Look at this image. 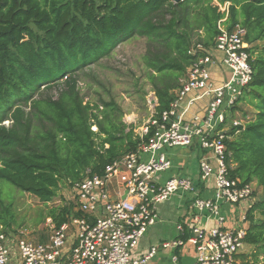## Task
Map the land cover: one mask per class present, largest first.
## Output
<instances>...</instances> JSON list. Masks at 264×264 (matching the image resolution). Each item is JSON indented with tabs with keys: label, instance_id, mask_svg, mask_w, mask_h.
I'll return each mask as SVG.
<instances>
[{
	"label": "trees",
	"instance_id": "trees-1",
	"mask_svg": "<svg viewBox=\"0 0 264 264\" xmlns=\"http://www.w3.org/2000/svg\"><path fill=\"white\" fill-rule=\"evenodd\" d=\"M215 3L230 4L228 29L247 31L251 81L236 105L244 103L253 114L247 119L238 108L245 122L228 132L226 163L231 179L255 183L262 194L245 212L244 243L253 253L251 260L242 255L241 264H264V0H0V182L47 205L60 190H71L87 174L102 175L136 151L151 130L140 139L114 101L84 104L74 74L118 44L143 39V77L157 119L199 56L194 49L211 47L218 35L223 14ZM64 77L57 98L40 93ZM3 200L0 189L4 233L15 215ZM73 208L65 203L46 215L58 227L80 215Z\"/></svg>",
	"mask_w": 264,
	"mask_h": 264
},
{
	"label": "built area",
	"instance_id": "built-area-1",
	"mask_svg": "<svg viewBox=\"0 0 264 264\" xmlns=\"http://www.w3.org/2000/svg\"><path fill=\"white\" fill-rule=\"evenodd\" d=\"M215 6L223 14L217 23L218 35L211 47L194 49L193 54H200L180 81L168 110L157 119L150 118L137 134L142 139L151 130L147 140L136 151L114 160L102 175L87 174L74 184L69 200L73 212L80 215H69L58 227L48 219L46 242H36L22 230L0 232V264H146L155 248L139 259L132 258V251L154 223L155 205L174 195L190 197L193 212L187 224L177 226L179 238L161 247L190 245L195 252L194 264H240L238 256L245 246L247 228L245 214L237 224L227 227L221 211L225 205L234 209L253 197L251 184L230 178L225 145L230 129L243 124L232 120L231 115L251 81L246 51L249 45L245 28H227L230 4ZM214 53H220L221 58L216 60ZM215 65L220 66L223 75L224 67L230 74L220 85L212 81L211 68ZM193 92L196 96L179 111L180 102ZM202 99H208L202 116L186 121L185 115L194 102ZM91 130L95 132L96 128ZM166 148L197 149L211 156L209 160L202 155L198 169L201 183L213 179V199L200 198L195 185L181 176L158 183L160 175L172 167L164 153ZM113 179L118 182L115 198L109 193ZM203 219H214L216 225L207 228Z\"/></svg>",
	"mask_w": 264,
	"mask_h": 264
},
{
	"label": "rangeland",
	"instance_id": "rangeland-1",
	"mask_svg": "<svg viewBox=\"0 0 264 264\" xmlns=\"http://www.w3.org/2000/svg\"><path fill=\"white\" fill-rule=\"evenodd\" d=\"M143 53L144 40L135 38L118 44L108 56L79 69L74 77L83 103L97 106L100 105V102L114 101L122 109V121L124 123L133 129H141L146 126L154 113L151 100L155 98L143 77ZM218 69L221 70V68ZM224 70V77L228 79L230 74L225 67ZM65 80L64 77L58 84L50 86V89L42 90L41 88L40 93L44 97L57 98L59 92L64 89ZM195 104L197 106L203 102L200 101ZM240 107L241 110L247 109L251 113V108L244 103ZM194 110L191 108L186 121L193 119ZM199 114L201 115V111ZM2 125L8 126L9 123L4 122ZM0 185L4 198L3 203L5 205L10 204L15 215V225L8 229L7 233L22 230L27 232L34 241H40L41 238L50 233L49 218L46 215L48 209L71 202L69 200L70 190L67 189L60 190L59 197L51 203L43 205L35 197L20 193L8 184L0 182ZM258 190L253 191L252 195L257 196ZM250 202L251 200L247 201V203ZM252 253L253 248L245 245L242 255H247L248 259L251 260Z\"/></svg>",
	"mask_w": 264,
	"mask_h": 264
},
{
	"label": "crops",
	"instance_id": "crops-1",
	"mask_svg": "<svg viewBox=\"0 0 264 264\" xmlns=\"http://www.w3.org/2000/svg\"><path fill=\"white\" fill-rule=\"evenodd\" d=\"M215 59L218 60L221 58L220 53H214ZM220 66H213L211 68V77L212 81L215 85H220L223 81L224 75L218 69ZM196 93L187 94L183 100L179 104V111H182L187 102L194 98ZM203 102V104H199L196 106V102ZM194 102L191 108H194V115H200L199 111H201V115L203 114V110L205 109L208 99H202ZM242 103H239L231 115L232 120L242 121L244 124L245 119L242 118V113L239 111ZM196 106V107H194ZM185 115L190 113V110ZM236 108V109H235ZM239 108V109H238ZM247 112V109L243 110ZM253 110L251 109V113L247 114V119L252 117ZM200 115V116H201ZM251 116V117H250ZM227 127L229 125L227 124ZM140 129H134L135 134H139ZM165 155L171 160L172 167L169 172H166L160 175L158 183L162 184L171 176H181L186 179H189L196 187L198 196L202 199H213L214 197V182L213 179H209L204 184L199 180V159L202 155L207 157L209 160L211 156L209 154H202L197 149H189V148H166L164 149ZM211 162V161H210ZM251 187L253 191H257L259 189L255 183H251ZM256 189V190H255ZM118 192V182L116 179H113L109 185V193L111 197H116ZM255 193V192H254ZM260 196V197H259ZM262 194L260 189L257 192V196H253L250 203L243 202L235 208H231L227 205L222 208V215L226 218L225 226L231 227L234 224H237V219L245 214L246 210L252 205L254 201L261 200ZM191 204L192 200L187 195L179 196L174 195L169 197L166 200L158 202L154 207V223L148 228L145 235L140 239L136 248L132 251V258L139 259L145 254L149 252L151 248H155L156 252L154 256L147 261L146 264H194L195 262V252L194 249L190 245H184L182 247L177 248H162L161 245L165 243H171L179 238V232L177 226L179 224H187L191 217ZM241 213V215H239ZM203 225L208 227H212L216 225V221L211 219L209 221H202ZM47 237L41 238L40 243H44L47 240ZM241 256L242 253L238 256V260L241 264ZM244 256V255H243Z\"/></svg>",
	"mask_w": 264,
	"mask_h": 264
},
{
	"label": "water",
	"instance_id": "water-1",
	"mask_svg": "<svg viewBox=\"0 0 264 264\" xmlns=\"http://www.w3.org/2000/svg\"><path fill=\"white\" fill-rule=\"evenodd\" d=\"M173 4H177V3H180V2H182L183 0H170ZM151 105L152 106H156V100L155 99H152L151 100Z\"/></svg>",
	"mask_w": 264,
	"mask_h": 264
}]
</instances>
